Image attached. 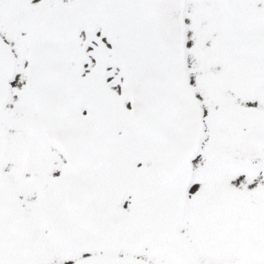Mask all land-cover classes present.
I'll return each mask as SVG.
<instances>
[{
	"label": "snow or ice",
	"instance_id": "1",
	"mask_svg": "<svg viewBox=\"0 0 264 264\" xmlns=\"http://www.w3.org/2000/svg\"><path fill=\"white\" fill-rule=\"evenodd\" d=\"M0 264H264V0H0Z\"/></svg>",
	"mask_w": 264,
	"mask_h": 264
}]
</instances>
